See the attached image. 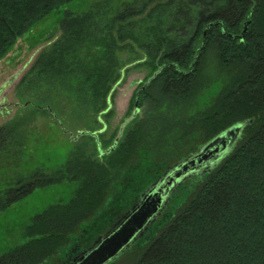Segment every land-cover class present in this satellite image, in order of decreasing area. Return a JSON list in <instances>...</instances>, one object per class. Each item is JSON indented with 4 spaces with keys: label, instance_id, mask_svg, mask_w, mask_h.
Here are the masks:
<instances>
[{
    "label": "trees",
    "instance_id": "1",
    "mask_svg": "<svg viewBox=\"0 0 264 264\" xmlns=\"http://www.w3.org/2000/svg\"><path fill=\"white\" fill-rule=\"evenodd\" d=\"M66 1L0 0V58L35 21ZM141 1L122 2L110 13L101 12L102 3L67 14L63 39L39 60L43 76L65 79L74 68L86 77L96 75L90 85L103 108L121 78L111 71L120 67L119 58L109 61L101 52L117 55L131 40L153 68L134 97L135 111L144 105L147 110L131 118L125 136L103 161L77 147L58 170L37 168L1 192L0 211L39 186L70 178L79 184L70 202L51 205L33 218L24 233L28 241L0 256V264L69 262L117 223L120 217L104 225L116 206L124 205L126 213L168 166L247 121L232 151L189 186L175 211L167 208L155 232L145 231L143 240L124 252L123 264H264V0ZM246 18L241 39L236 35ZM210 51L219 62L212 75L206 61ZM21 124L1 126L0 151L28 144L19 133Z\"/></svg>",
    "mask_w": 264,
    "mask_h": 264
},
{
    "label": "rangeland",
    "instance_id": "2",
    "mask_svg": "<svg viewBox=\"0 0 264 264\" xmlns=\"http://www.w3.org/2000/svg\"><path fill=\"white\" fill-rule=\"evenodd\" d=\"M130 1L135 0L63 2L52 9L50 14L35 21L0 58V128L20 120L23 130L19 133L25 134L26 140L29 138L28 144L22 148L13 145L0 151V194L9 187H15L17 180L37 168L46 172L58 170L68 160L70 152L77 147L86 149L88 156L103 161V155H99L96 135L82 136L80 132L96 133L102 148L107 149L113 145L116 138L123 139L129 127L128 123L132 121H129V118H134L137 113L139 117L145 115L147 105L136 112L134 97L145 88V82L150 80L148 78L153 68L149 65L145 51L131 40L123 42L125 45L117 55L111 56L106 54V51L101 52L109 61L114 62V58H119L120 67L112 66L111 71L121 78L118 84L114 85L108 104L103 108H100L101 99H93L92 92L95 88L90 85V79L96 80V75L86 77L78 68H74L65 79H60L49 73L43 76L38 65L39 60L52 54L50 52H53L54 45H58L63 39L64 29L61 22L67 14H81L91 8H97L102 3L106 7L101 12L110 13L116 11L120 3ZM146 1L141 2L145 4ZM146 7L147 11L152 9L150 6ZM211 51L214 52L212 49ZM211 51L206 57L210 70L217 62L210 55ZM53 57H56V54ZM217 63L214 69L218 68L219 62ZM213 73L211 70L210 75ZM72 84L77 87L71 89ZM29 112L31 114L28 115ZM204 176L202 173L186 176L183 179L186 180L170 196L159 218L162 219L167 208L168 212L175 211L185 199L189 186H194ZM78 187L77 180L71 178L39 186L25 198L1 210L0 256L28 241L29 237L24 233L33 218L51 205L70 202ZM122 203H119V206ZM123 206H116L113 212L109 213L110 221L106 222L105 226L128 212L125 213ZM159 218L151 223L146 235L155 232ZM143 237L136 240L132 246L138 245ZM124 252L114 263H124Z\"/></svg>",
    "mask_w": 264,
    "mask_h": 264
},
{
    "label": "water",
    "instance_id": "3",
    "mask_svg": "<svg viewBox=\"0 0 264 264\" xmlns=\"http://www.w3.org/2000/svg\"><path fill=\"white\" fill-rule=\"evenodd\" d=\"M248 23L249 21L244 24L243 32L240 35H236L237 37L244 39ZM210 25L211 23L208 25L204 36L210 29ZM205 40L204 37V42ZM203 45L204 43L200 48ZM136 104H138V100ZM247 122H238L226 128L214 136L212 140L197 148L195 152L167 167L160 174V177L140 194L139 200L128 209V212L117 219V223L114 226L95 239L93 246L78 253L74 256V259L65 264H109L117 260L121 253L128 250L140 237H143L151 223L156 221L159 215H162L163 208L168 204L170 196L186 180H183L186 176L193 175V173L205 175L222 162V159L236 145ZM80 134L96 135V141L99 144L96 133L81 131ZM119 138H116L114 145L107 149H102L101 144H99L100 154H108L113 151L118 144Z\"/></svg>",
    "mask_w": 264,
    "mask_h": 264
}]
</instances>
